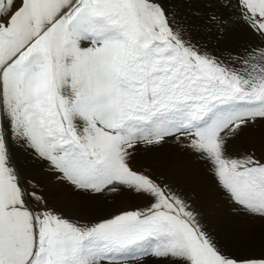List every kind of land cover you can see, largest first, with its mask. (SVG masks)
I'll list each match as a JSON object with an SVG mask.
<instances>
[{
    "label": "snow or ice",
    "instance_id": "1",
    "mask_svg": "<svg viewBox=\"0 0 264 264\" xmlns=\"http://www.w3.org/2000/svg\"><path fill=\"white\" fill-rule=\"evenodd\" d=\"M234 8L251 40L224 56L161 0H0V264H264L221 247L161 171L178 146L233 205L235 230L264 222V0ZM17 150L59 187L127 203L70 217Z\"/></svg>",
    "mask_w": 264,
    "mask_h": 264
},
{
    "label": "rangeland",
    "instance_id": "2",
    "mask_svg": "<svg viewBox=\"0 0 264 264\" xmlns=\"http://www.w3.org/2000/svg\"><path fill=\"white\" fill-rule=\"evenodd\" d=\"M161 2L166 8L177 10L184 18L193 41L206 45L210 51L218 55L227 56L228 53L238 52L251 40L250 33L244 26L234 23V16L229 17V13L235 12V0H161ZM229 3L233 7H226ZM212 13L229 22L227 24L210 22L209 16ZM249 146L243 140L234 142L236 149ZM161 156L164 160L161 171L167 179L183 188L196 199L198 206L206 209L205 222L209 230L216 235L221 247L241 255H258L264 252V222L256 221L245 232L235 230L232 227L233 205L218 195L214 179L195 156L175 145H165L161 150ZM16 157L24 171L28 164L36 163L30 161L19 150L16 151ZM138 159L141 163L151 162L147 157ZM45 184L46 188H49L51 202L66 215L74 218L94 219L116 211L127 203L123 198L113 195L95 200L76 195L70 188L57 186L51 177L47 178ZM55 194L57 197L54 200ZM69 198L72 200L70 203Z\"/></svg>",
    "mask_w": 264,
    "mask_h": 264
},
{
    "label": "bare ground",
    "instance_id": "3",
    "mask_svg": "<svg viewBox=\"0 0 264 264\" xmlns=\"http://www.w3.org/2000/svg\"><path fill=\"white\" fill-rule=\"evenodd\" d=\"M29 163V162H28ZM38 163L39 162H36L34 164H28L27 167L25 168V174L28 175L29 177L37 180V181H40L41 183H43L45 185V187H47V185L45 183H47V178H49L50 176L46 173V172H43L45 171V165L40 163V165L38 166ZM43 170V171H42ZM50 180V179H49ZM49 189V188H48ZM48 189L46 188L48 194H49V191ZM64 191V190H63ZM49 197H51L49 195ZM57 197V194L53 195V199L55 200V198ZM76 197V196H75ZM72 198V197H71ZM53 201V200H52ZM72 200H70L69 198V203L71 202ZM67 203V202H66ZM67 206V205H66ZM75 206V205H73ZM207 218V217H206ZM248 231V230H247ZM245 232V231H244ZM248 249V248H247Z\"/></svg>",
    "mask_w": 264,
    "mask_h": 264
}]
</instances>
